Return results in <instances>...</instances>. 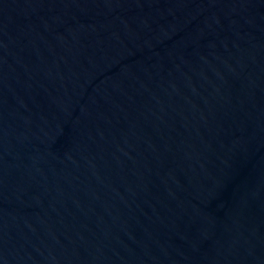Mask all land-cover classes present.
Instances as JSON below:
<instances>
[{
  "label": "water",
  "instance_id": "95a60500",
  "mask_svg": "<svg viewBox=\"0 0 264 264\" xmlns=\"http://www.w3.org/2000/svg\"><path fill=\"white\" fill-rule=\"evenodd\" d=\"M0 264H264V0H0Z\"/></svg>",
  "mask_w": 264,
  "mask_h": 264
}]
</instances>
